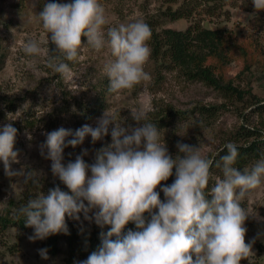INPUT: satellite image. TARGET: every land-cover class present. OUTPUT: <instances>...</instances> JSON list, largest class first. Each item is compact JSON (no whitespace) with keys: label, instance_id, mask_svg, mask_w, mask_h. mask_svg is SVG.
<instances>
[{"label":"clouds","instance_id":"obj_1","mask_svg":"<svg viewBox=\"0 0 264 264\" xmlns=\"http://www.w3.org/2000/svg\"><path fill=\"white\" fill-rule=\"evenodd\" d=\"M252 3L255 12L264 10V0ZM37 17L47 34L45 42L54 45L46 56L47 67L61 77H71L66 61L75 62L82 44H86L97 52L107 47L114 57L103 66L109 93L117 94L150 80L144 66L151 56L147 42L152 32L143 20L108 26L99 0L47 2ZM21 49L33 57L29 67L36 71L41 40L29 36ZM128 109L131 119L138 125L143 122L142 126L125 127L118 113L107 108L95 127L84 124L75 131L60 127L45 134L41 155L51 161L53 176L68 191L56 185L16 209L14 218L23 217L25 226L34 230L28 239L67 234L66 218L81 221L82 214L84 220L101 229L108 226V230L100 233V246L77 264H240L247 259L252 253V243L245 242L244 223L249 213L241 202L261 185L264 159L241 171L234 166L238 146L228 142L216 163L222 176L208 189L213 160L202 154L201 147L178 141V154L173 158L161 140L160 129L148 119L153 106L141 101ZM17 131L11 123L0 128L4 173L8 177L24 176L25 184H38L33 171L12 168L19 162L14 150ZM108 135L111 142L95 149L92 163L84 160L89 154L87 148L74 160L62 162L65 148L82 145L88 136L95 144ZM173 174L174 181L161 186ZM130 222L136 230L124 232ZM38 253L47 258L46 248L38 249Z\"/></svg>","mask_w":264,"mask_h":264},{"label":"rangeland","instance_id":"obj_2","mask_svg":"<svg viewBox=\"0 0 264 264\" xmlns=\"http://www.w3.org/2000/svg\"><path fill=\"white\" fill-rule=\"evenodd\" d=\"M170 1L99 0V3L105 9V15L110 22L108 26H113L119 23L126 24L136 19L143 20L147 24L150 19L156 21L161 7L163 8ZM47 2L68 3L71 0H0V128L11 123L18 130L14 150L18 151L19 162L13 163L12 168L33 171L35 178L39 181L38 184H33L31 181L25 184L24 176H6L3 163L0 161V214L6 213L11 199H22L26 203L30 197L42 192L47 194L50 188L64 185L53 176L50 168L51 161L41 155V147L46 141L47 132L60 127L75 131L84 124L95 127L97 118L103 114L90 122L77 125L78 102L89 103L95 99L104 79L107 78L103 72V66L114 57L110 55L107 47L97 52L86 44H82L77 60L70 66L71 77H61L48 68L46 56L49 53L50 44L45 42L47 34L37 17L43 4ZM233 2L234 6L229 7L225 15L219 14L211 19H204V26L216 27L221 24L233 30L238 36L244 33L264 42V31L259 30V18L262 12H255L252 0H233ZM224 18L227 20L223 23ZM188 24L189 22L186 21L166 20L161 25L184 29ZM29 36H36L42 42V54L35 58L38 65L36 71L29 67L33 57L26 56L21 49ZM82 40L86 41V38ZM147 43L150 47L149 41ZM159 64L150 56L144 66V70L150 74V80L117 94L107 95V103L109 110L118 113V120H123L125 127L142 126L143 122L138 125L131 119L130 109H128L141 101L149 102L153 106L152 112L161 109L179 111L180 114H176L171 123L164 128H158L161 132V140H164L173 158L178 154L176 147L178 141L200 146L202 154L208 157L210 154L216 155L224 143L236 137L244 143L246 138L240 136L243 123L249 127L261 125L262 116L259 114L260 110H257L258 105L247 108L242 117L238 109L243 108V105H232L230 98L223 91L201 80H191L180 70ZM242 68L243 61H235L230 66L228 74L234 77L235 83L242 88L252 85L254 91L264 99V78H254L248 82L244 77L239 76ZM198 105L221 107L213 117H208L201 116L198 111L191 112ZM183 111L190 112L188 115L190 117H185ZM150 113L148 119L154 122ZM28 116L36 120L35 125L28 127L24 125ZM51 120L56 123L55 126L50 125ZM259 128L263 132L264 127ZM29 135L31 139L28 138ZM257 137L262 138L258 134ZM67 139L71 137H66ZM110 142V135L95 144L88 136L82 145L76 148L71 146L65 148V158L62 162L66 164L69 160H74L82 149L87 148L89 154L84 156V160L92 163L95 149ZM260 147L262 152L260 159L252 161L246 169L250 170L257 161L264 159V142ZM46 151L47 149H44L45 153ZM69 153L72 155L69 156ZM174 172L175 169H173ZM221 176L219 168L213 169L212 186ZM173 178H175L174 174L167 181H162L161 186L169 185V179ZM161 186H158L156 190L160 191ZM160 198L164 199L162 191ZM241 203L249 213L244 223L247 229L245 242L252 243V253L247 259H242L240 264H264V177H262L261 185L250 190ZM76 222L86 225L92 223L84 220L82 214L81 221ZM33 231L31 227L21 228L10 224L3 229L0 225V264H62L63 253L56 256L47 251L46 259L39 255L38 249H44L39 240L28 239Z\"/></svg>","mask_w":264,"mask_h":264},{"label":"trees","instance_id":"obj_3","mask_svg":"<svg viewBox=\"0 0 264 264\" xmlns=\"http://www.w3.org/2000/svg\"><path fill=\"white\" fill-rule=\"evenodd\" d=\"M233 6V0H171L166 6L161 7L158 20L150 19L148 21L152 32L149 40L151 57L160 63L159 65H166L180 70L191 80H201L223 91L230 98L232 105H243V108L238 109V113L242 117L247 108L258 105L257 110H260L259 114L262 116L259 127H264V99L254 91L252 85L242 88L235 83V78L228 74L232 63L242 60L243 68L239 72L240 77H244L248 82L254 78H264V42L254 37H249L244 33L238 36L233 30L221 24L216 27H207L203 24L204 19H211L219 14L225 15V11H228L227 9ZM261 12L259 30L264 31V10ZM166 20L186 21L189 24L184 29L162 26L161 24ZM226 20L224 18L223 23ZM50 49H54V45L51 43ZM66 62L69 63V66L73 63L71 61ZM108 84V78L104 79V83L93 101L89 103L78 102L77 125L83 122H90L108 108L107 95L111 94L108 92ZM220 107L218 105H198L191 112L198 111L201 116L213 117ZM189 113L188 111H183L185 117H190L188 116L190 115ZM150 114L152 115V121L157 127L164 128L180 112L173 109H161ZM52 121L50 125L55 126L56 123ZM25 123L24 125L27 127L33 126L36 124V120L28 116ZM259 127H249L243 123L240 136L246 138L245 142L241 143L239 137L229 141L238 146L239 156L234 166L241 171H244L252 161L260 159L262 155L260 145L264 142V130L262 132ZM257 134L262 136V138H258ZM227 143L222 145L224 151L221 149L216 155L210 154L207 157L213 160V165L210 168L208 189L212 187L211 172L213 169H217L216 163L219 162L220 156L226 151L224 146ZM174 179H169V185ZM60 187L62 190H66L65 185ZM23 204L26 203L22 199H11L9 201L6 213L0 214V225L3 229L10 224L27 228L23 217L19 220L14 218L16 209ZM145 215L147 216L148 214L145 213ZM66 223L68 225L67 234L61 232L39 240L41 246L44 249L46 248L52 255L64 254L62 264H77L78 261L86 259L91 252L100 246V233L108 230V226L101 229L94 222L86 225L66 218ZM129 229L136 230L135 224L132 222L127 224L124 232Z\"/></svg>","mask_w":264,"mask_h":264}]
</instances>
